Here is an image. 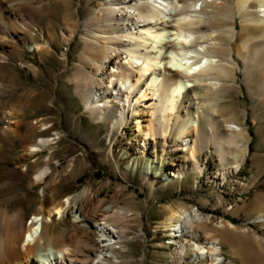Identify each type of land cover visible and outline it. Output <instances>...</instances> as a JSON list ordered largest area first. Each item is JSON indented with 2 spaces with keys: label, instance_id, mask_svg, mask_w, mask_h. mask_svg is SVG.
I'll return each mask as SVG.
<instances>
[{
  "label": "bare ground",
  "instance_id": "obj_1",
  "mask_svg": "<svg viewBox=\"0 0 264 264\" xmlns=\"http://www.w3.org/2000/svg\"><path fill=\"white\" fill-rule=\"evenodd\" d=\"M60 3L75 6L77 15L46 18ZM57 42L81 47L70 78L73 93L91 121L103 125V145L115 155L119 173L125 164L129 184L139 173L140 188L155 194L174 183L184 187L193 177L196 190L220 192L213 201L201 200L205 210L184 202L167 205L169 214L154 230L167 232L166 264H234L236 258L264 264V230L249 226L264 227V192L252 201L226 198L248 192L264 173V153L253 151L248 125V112H259L251 126L264 129V0H0V120L6 123L0 134L21 136L25 159L52 150L59 134L48 135L44 117L22 133L34 89L18 94L14 108L6 107L24 83L19 64L39 76L31 58L47 63L60 50ZM60 57L69 61L70 53ZM6 66L15 75L9 77ZM176 78L170 93L168 86L160 93ZM242 92L251 96L245 109L234 104ZM117 137L126 140L116 152ZM257 140L264 149V135ZM53 159L51 151L36 161L41 165L32 184L46 186L30 220L0 206V264H130V230L143 219L133 209L135 193L120 186L100 198L89 184L59 197L58 179L48 182ZM250 159L256 172L243 182L239 176ZM242 214L244 225L227 217ZM55 220L64 224L60 231Z\"/></svg>",
  "mask_w": 264,
  "mask_h": 264
},
{
  "label": "rangeland",
  "instance_id": "obj_2",
  "mask_svg": "<svg viewBox=\"0 0 264 264\" xmlns=\"http://www.w3.org/2000/svg\"><path fill=\"white\" fill-rule=\"evenodd\" d=\"M56 2L52 1V4H56ZM90 8L91 5L87 4L82 14L87 15ZM74 11L77 15L75 6L69 7L60 3L56 7L51 6L45 16L48 19L54 18L61 21L67 14ZM59 45L60 50L53 51L52 57L48 59L47 63L41 64L36 58H31L41 69V73L37 77L31 76L24 65L19 64L24 83L18 86L17 94L10 98L11 101L8 102L6 108H14V105L18 102V94L27 93L31 88L34 89L37 96L30 104H26L23 116L26 121L21 126L22 133L29 132L30 122L36 123L38 117H44L50 128H48V135L51 136V134L56 133L59 135L54 141L55 144L52 145V150L25 159L22 156L24 151L21 136L0 134V206L7 208L9 211H19L26 221L32 218L31 215L43 203L42 190L46 186L43 183L32 184L34 173L41 165H37L36 161L39 158L47 157L52 151L54 157L52 163H56V166L53 167L54 173L49 176L48 182L52 177L58 179L54 187L56 189L55 193H58L59 197L80 191L85 185L89 184L94 186L100 198H110L120 186H123V191L128 194L135 193L136 198L133 209L134 212H143V219L142 221L135 220L132 225L129 234L131 241L127 245L126 255L131 259L130 264H166L168 250L163 247L162 243H165L167 232L161 228L160 232L156 234L154 230H156V224L169 214L167 205L171 203L174 206L182 205V202H184L186 205L199 204L202 207L200 205L201 200L209 199V202L213 201L220 192L213 195V192L210 193L207 190L204 192L196 190L193 177L189 178L187 185L184 187H179L178 183H174L172 187H164L166 188L164 191L161 188L156 189L155 194H152L150 190L140 188L141 175L139 173L134 179L131 177L132 183L129 184L126 181L127 178L123 177L122 174L124 173L123 166L125 164H120L122 173H119L115 155L110 157L108 143L105 142L103 145L101 140V137L104 138L102 135L105 132L103 125L94 124L91 121L88 117L89 114L77 102L73 93L70 78L81 47H77L75 44L71 48L66 44ZM63 53H70L69 61L60 57ZM28 54L32 55V52L28 50ZM44 68L46 71H43ZM4 69L7 70L9 77L15 75L14 70L9 66L4 67ZM19 80L14 81L21 82ZM250 97L247 92L240 93L239 99L234 103L235 106L240 105V108L243 107V109L246 106H251ZM258 113L248 112V121L250 120L248 125L253 136V151L264 153V149H259L257 140L264 135V129L258 132L251 126L252 117L257 116ZM5 126L6 123L0 120V128ZM124 140L126 139L118 138V142L115 144L116 152L124 144ZM248 162L239 176L243 182L248 181L247 179L254 176L256 172L253 161L250 159ZM27 164L31 167L28 172H25L23 167ZM180 188L181 190H179ZM257 192H264V173L260 175L255 187L248 192L238 195L236 198L226 194V198L230 202L238 201L240 197L252 201ZM150 194L155 196L153 200L149 199ZM202 209L205 210L204 207ZM227 217L238 225H244V220L247 219L245 214H242L239 218L232 215ZM137 224H141L142 228H140L141 226L137 227ZM63 225L62 222L56 221V230L60 231ZM249 226L253 227L254 230H264V227L259 224L252 225L249 223ZM139 231L146 234L137 235ZM224 251L235 259L231 248L226 244ZM143 256H145L144 261L141 260ZM235 260L234 264H242V261L238 258Z\"/></svg>",
  "mask_w": 264,
  "mask_h": 264
}]
</instances>
